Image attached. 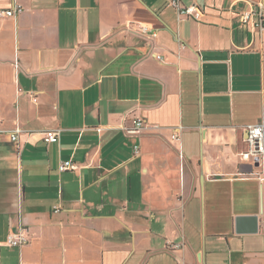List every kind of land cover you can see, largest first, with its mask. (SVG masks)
Segmentation results:
<instances>
[{
    "label": "crops",
    "instance_id": "crops-1",
    "mask_svg": "<svg viewBox=\"0 0 264 264\" xmlns=\"http://www.w3.org/2000/svg\"><path fill=\"white\" fill-rule=\"evenodd\" d=\"M174 1L0 0V264H264V0Z\"/></svg>",
    "mask_w": 264,
    "mask_h": 264
},
{
    "label": "built area",
    "instance_id": "built-area-1",
    "mask_svg": "<svg viewBox=\"0 0 264 264\" xmlns=\"http://www.w3.org/2000/svg\"><path fill=\"white\" fill-rule=\"evenodd\" d=\"M174 7L181 17H190L199 19L201 16L200 10L196 7H184L179 0L174 1L170 4ZM17 12H4L1 13L3 17L15 18L17 17ZM240 21L243 25L250 28L252 34L259 33L261 36L264 34V3H248V8L246 11L239 14ZM143 33L149 34L147 28H143ZM157 37V34H153ZM161 60V58H159ZM37 102V99H34ZM145 122L142 119H135L133 122V129L135 132H140L144 129ZM246 132L248 134L246 142V150L242 152L241 157L246 162H251L254 165L264 169V124L252 125L247 127ZM21 130L18 129L12 135V141L17 143L19 140V135ZM173 140L179 139L178 134L172 136ZM60 141L59 131H47L44 133V142L46 144H56ZM77 166L71 161L64 162L60 165L59 171L61 173L76 170ZM58 212V209H56ZM29 243V237L24 229L20 230L19 233H13L9 235L7 240V246L12 248H22Z\"/></svg>",
    "mask_w": 264,
    "mask_h": 264
}]
</instances>
